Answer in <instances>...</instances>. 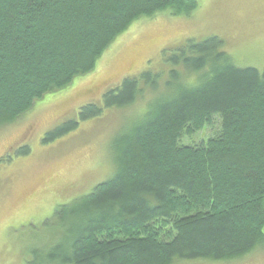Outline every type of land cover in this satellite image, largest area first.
<instances>
[{
	"label": "trees",
	"instance_id": "obj_1",
	"mask_svg": "<svg viewBox=\"0 0 264 264\" xmlns=\"http://www.w3.org/2000/svg\"><path fill=\"white\" fill-rule=\"evenodd\" d=\"M198 8L197 0H0V127L94 72L134 22ZM167 63L125 78L102 106L84 104L46 134L51 143L150 93L115 140L111 177L59 205L27 264H242L264 255V71L240 66L218 36L188 40ZM214 116L219 135L181 145Z\"/></svg>",
	"mask_w": 264,
	"mask_h": 264
},
{
	"label": "rangeland",
	"instance_id": "obj_2",
	"mask_svg": "<svg viewBox=\"0 0 264 264\" xmlns=\"http://www.w3.org/2000/svg\"><path fill=\"white\" fill-rule=\"evenodd\" d=\"M197 1L199 8L191 16L165 11L134 22L112 43L94 72L0 127V264H27L30 248L44 245L59 205L111 177L115 140L141 113L150 93L127 108L104 110L66 136L44 143L49 131L75 119L84 104L102 106L107 90L146 69L168 71L167 57L191 39L218 36L240 66L264 71V0ZM220 131L221 118L214 116L209 126L184 135L180 143L202 145ZM27 149L30 152L24 155ZM242 264H264V255Z\"/></svg>",
	"mask_w": 264,
	"mask_h": 264
}]
</instances>
